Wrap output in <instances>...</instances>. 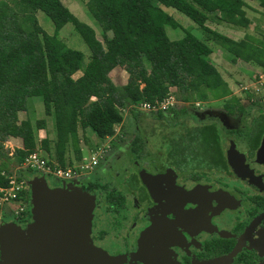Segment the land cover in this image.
<instances>
[{
	"label": "trees",
	"instance_id": "obj_1",
	"mask_svg": "<svg viewBox=\"0 0 264 264\" xmlns=\"http://www.w3.org/2000/svg\"><path fill=\"white\" fill-rule=\"evenodd\" d=\"M248 2L258 3L264 11V0H87L86 7L101 29L99 41L95 31L80 22L61 0L0 1V188H7L12 176L3 151L9 139L22 142L13 153L19 166L41 149L55 159V163L48 160L50 167L65 168L83 156L79 129H90L105 141L122 123L124 109L136 117L135 106L163 100L170 88H176L178 100L186 104L204 101L208 94H227L210 60L213 51L207 42L217 44L232 64L242 61L264 68L263 43L249 35L236 41L209 27L213 23L247 29L251 25L244 10ZM162 7L172 8L196 24L204 41ZM37 12L52 22V35L39 25ZM67 24L90 52L86 64L83 53L59 38ZM167 26L182 30L184 36L170 40ZM116 68L128 75L123 86H116L109 78ZM77 72L81 76L74 78ZM32 97L41 98L46 117L53 116V150L47 135L37 144L36 132L46 130L45 120L33 124L19 119ZM70 152L73 161L68 158ZM23 194L30 202L29 190ZM27 215L29 221V211Z\"/></svg>",
	"mask_w": 264,
	"mask_h": 264
},
{
	"label": "flooded vegetation",
	"instance_id": "obj_2",
	"mask_svg": "<svg viewBox=\"0 0 264 264\" xmlns=\"http://www.w3.org/2000/svg\"><path fill=\"white\" fill-rule=\"evenodd\" d=\"M257 69L236 92L223 80L227 94L154 113H172L174 126L142 129L118 148L126 173L83 185L95 198L92 244L114 264H264V68ZM138 112L135 120L149 113Z\"/></svg>",
	"mask_w": 264,
	"mask_h": 264
},
{
	"label": "rangeland",
	"instance_id": "obj_3",
	"mask_svg": "<svg viewBox=\"0 0 264 264\" xmlns=\"http://www.w3.org/2000/svg\"><path fill=\"white\" fill-rule=\"evenodd\" d=\"M2 1V0H0ZM11 3L13 0H3ZM61 2L70 10V12L77 17V19L91 27L96 34V37L99 41H102L101 29L96 23L95 19L89 13L86 3L87 0H61ZM249 7L247 10V17L251 21V25L247 29L235 28L231 26L224 25H214L209 23V25H214L216 31L231 37L232 39L239 41L244 39L247 35L252 36L255 40L264 44V11L258 3L248 2ZM163 10L172 16L184 29L189 30L194 36L199 40L204 41V35L199 29V27L190 21L183 14L177 12L172 8L162 7ZM36 17L41 28L49 35L54 33V26L52 22L41 12L36 13ZM166 33L170 40L176 41L181 39L184 36V33L180 29H172L171 27H166ZM59 38L66 43L69 48L80 51L84 55V63L86 64L90 58V52L82 41L81 37L74 31L71 24L65 25L59 32ZM207 45L213 50V53L210 56V60L216 69L219 71L222 79L230 85V89H233L234 92L238 90L237 84L245 80L246 82L252 81L253 76H255L256 71L258 70L257 66L253 63H245L238 61L236 64H232L227 56V54L215 43L207 42ZM147 64V63H146ZM81 72H77L74 75V78L80 76ZM109 78L116 86H123L127 83L128 75L122 68H116L109 74ZM237 86V87H236ZM170 92H173L176 97V102L178 100L176 96V88H170ZM182 106V105H180ZM134 113H139L135 108ZM123 121L121 124L115 126L114 137L108 138L105 141L100 140L95 133L90 129L82 131L79 129V138H80V147L83 149L84 153H88L90 150H95L98 147L108 145L111 147L104 156L99 165L93 170L90 174H86L80 178L73 180H59L51 175H45L47 183L51 188H61L63 186H81L84 184L104 180L101 178L109 175H116L126 173L123 171V167L127 168L128 163L121 162V156H118V148L123 149L125 142H128L133 139L135 134L141 133L142 129H147L155 133L157 132L156 128L161 127L163 124L162 121L166 122L167 127L174 125L172 124L173 115L172 113L163 114L164 118L159 119L155 116L154 113H145V120H135L133 113L129 109H124L122 111ZM20 120L29 119L33 124L38 120L46 121V132L39 133L36 132L37 144L39 145L40 135L48 136L51 140V149L53 150L52 143L55 140V125L53 116L46 117L44 114V106L40 97H32L27 100V111L19 114ZM44 138V137H43ZM155 140L150 139V145L155 144ZM159 143V142H158ZM14 149H16V143L14 140H8L4 143V153L9 159L11 164V172L15 177H21L23 180H30L33 176L43 175L40 172L35 170L26 169L23 165L19 166L17 164L16 157H14ZM39 153L44 157L45 160H49L52 163H55V159L52 156L47 155L44 151L39 149ZM68 158L73 161V154L68 153ZM75 163V162H74ZM132 169H128V172H131ZM109 179V178H107ZM29 190V189H28ZM30 192V190H29ZM10 206L8 210L6 208ZM6 206L3 210L0 211V216L2 218V223L11 222L9 218L11 210L14 211L17 207L13 202Z\"/></svg>",
	"mask_w": 264,
	"mask_h": 264
},
{
	"label": "water",
	"instance_id": "obj_4",
	"mask_svg": "<svg viewBox=\"0 0 264 264\" xmlns=\"http://www.w3.org/2000/svg\"><path fill=\"white\" fill-rule=\"evenodd\" d=\"M27 184L31 219L24 227L16 221L0 224V264L116 262L92 244L94 196L81 186L51 188L44 175L33 176Z\"/></svg>",
	"mask_w": 264,
	"mask_h": 264
},
{
	"label": "built area",
	"instance_id": "obj_5",
	"mask_svg": "<svg viewBox=\"0 0 264 264\" xmlns=\"http://www.w3.org/2000/svg\"><path fill=\"white\" fill-rule=\"evenodd\" d=\"M175 104L176 97L173 92H170L169 90L168 95L163 100L155 101L154 103H140L135 106V108L138 111L157 113L160 111L170 110ZM108 148L109 144L98 147L95 150H90L86 154L83 153L79 162H75L72 166H67L65 168H61L58 165H54V168L50 167V165H48V161L45 160L44 157L37 151L28 155L23 163V167L40 172L44 176L51 175L59 180H73L86 174H90L101 159H103V156ZM8 179L9 186L7 188H0V211L14 202L17 207L14 211L11 210L9 218L12 219L11 221H16L19 225L24 227L30 221H27V212L29 211L30 213L29 202L26 201L23 194L28 191L29 186L26 180H18L14 175L9 176ZM9 208L10 206H8L6 210ZM1 223L2 218L0 216V224Z\"/></svg>",
	"mask_w": 264,
	"mask_h": 264
},
{
	"label": "crops",
	"instance_id": "obj_6",
	"mask_svg": "<svg viewBox=\"0 0 264 264\" xmlns=\"http://www.w3.org/2000/svg\"><path fill=\"white\" fill-rule=\"evenodd\" d=\"M249 4V3H248ZM248 8V7H247ZM247 8H244V10H245V12H246V14H247ZM211 24H213V23H211ZM215 25V24H214ZM214 25H209V27L211 28V29H213V30H216V28L215 27H213ZM222 25H224V26H229V25H226V24H222ZM232 27V26H231ZM227 37H229V36H227ZM229 38H231V37H229ZM232 39V38H231ZM234 40V39H233ZM242 40V39H241ZM213 51V50H212ZM80 76H81V74H80ZM79 77V76H78ZM77 77V78H78ZM92 100H94V98H92ZM39 133H45L46 132V130H40V131H38ZM40 140H42V139H44L46 136H41L40 135ZM44 137V138H43ZM9 140H12V139H9ZM14 140V142L16 143V148H21L22 147V142H21V140L20 139H13Z\"/></svg>",
	"mask_w": 264,
	"mask_h": 264
}]
</instances>
